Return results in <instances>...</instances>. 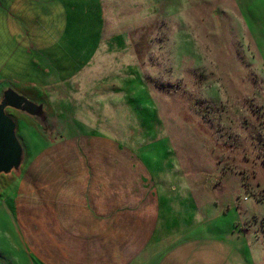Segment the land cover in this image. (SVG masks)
Returning a JSON list of instances; mask_svg holds the SVG:
<instances>
[{
    "label": "rangeland",
    "instance_id": "rangeland-1",
    "mask_svg": "<svg viewBox=\"0 0 264 264\" xmlns=\"http://www.w3.org/2000/svg\"><path fill=\"white\" fill-rule=\"evenodd\" d=\"M60 1L38 2V49L0 30V99L7 86L21 89L49 115L39 123L6 108L23 157L0 174V264H53L100 248L95 232L73 239L87 226L66 225L50 192L91 152L115 160L135 206L156 207L152 242L162 250L191 243L205 259L239 247L264 264V0ZM76 46L82 71L40 80V68L64 52L76 58ZM118 227L120 237L140 230ZM103 228V242L122 250L124 239Z\"/></svg>",
    "mask_w": 264,
    "mask_h": 264
},
{
    "label": "crops",
    "instance_id": "crops-1",
    "mask_svg": "<svg viewBox=\"0 0 264 264\" xmlns=\"http://www.w3.org/2000/svg\"><path fill=\"white\" fill-rule=\"evenodd\" d=\"M39 1L0 0V30L11 34H23V37L14 46L22 48L28 38H30V41H28L30 42V47L28 46V48H39L38 43L36 44V41H33L34 38L30 37L32 32H40L36 26V17L39 19V14L35 15ZM68 1L70 0H62L60 2ZM9 2H12L11 7H8ZM35 2H37L36 5ZM2 5H5L6 9ZM46 12L44 10V13ZM17 37L19 36L17 35ZM75 48L76 58H72L71 52H64L68 56L67 59H62L52 69L48 68L44 70L40 68L39 71L45 75L53 73L57 75L59 80L72 78L83 70V66H87V57L82 58L80 51L82 47L76 46ZM32 65L37 64L35 62ZM28 72L30 73L31 70L29 69ZM47 75L42 76L40 80L45 82L47 80L46 77H48ZM17 91L27 96V93L21 89ZM83 150L85 149L83 148ZM43 151L44 149L41 152ZM40 153L34 156L32 159L33 163L37 161ZM100 155V153L91 152L88 154L89 157L85 159L84 165L81 168H68L65 170L64 186L62 189L64 190L63 197L59 196L62 190H58V186L55 183L50 187L53 199L57 201L53 209L60 211L57 210V208H60L58 206L59 203H62L60 209L64 208V223L73 226H87L85 230L84 228H80L81 235L77 234L78 231H74L76 236L73 239L92 240L94 237L93 240H97L96 245L100 248L96 251L90 250L88 254L86 250L81 249L75 254L72 251L64 252L62 260L56 255L59 258L53 260V264H253L250 258L244 255V252L239 247L236 248L238 250L229 247L221 250H209L205 259L203 251L195 247V244L192 246L191 243L182 242L177 248L162 250L161 243L156 242L154 244L152 242L154 236L152 226L157 219L156 207L149 201L135 206V195L132 194L131 199L128 194L131 192L124 185L125 190L121 191L120 179L118 180L121 176L120 171L113 168L115 160L111 158L113 160L111 161L108 158H103V156L99 159ZM106 161H111V164L105 163ZM104 165L108 167L104 168ZM25 172L27 173V169ZM127 175L128 177L130 176V171L127 172ZM104 177L107 179H104ZM114 177H116V180H114ZM46 182L48 183V181ZM116 183L117 185L115 186L114 184ZM136 187L138 188V186ZM134 193L138 195V191H134ZM33 197L36 198L34 195ZM121 206H128L129 209L124 208V212L120 213ZM120 225H138L140 226V230L139 233L134 232L131 234L129 232L130 234L120 237L118 236V226ZM103 226H111V229L108 228V230L114 233V237L117 236L124 239L123 246H125L122 250L117 251L113 249V245L110 244L111 241L109 242V240L107 243L103 242L104 238L102 239L98 234L104 231ZM92 233L94 236L90 238ZM90 260L92 263H89Z\"/></svg>",
    "mask_w": 264,
    "mask_h": 264
},
{
    "label": "water",
    "instance_id": "water-1",
    "mask_svg": "<svg viewBox=\"0 0 264 264\" xmlns=\"http://www.w3.org/2000/svg\"><path fill=\"white\" fill-rule=\"evenodd\" d=\"M8 107L27 113L37 121L38 118H49L44 110V102H34L11 86L3 88L0 99V174L18 169L23 157V146L16 134V123L6 113Z\"/></svg>",
    "mask_w": 264,
    "mask_h": 264
}]
</instances>
